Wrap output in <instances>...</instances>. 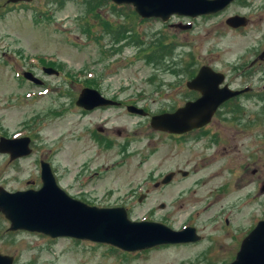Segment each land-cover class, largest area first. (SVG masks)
Here are the masks:
<instances>
[{
    "label": "rangeland",
    "instance_id": "rangeland-1",
    "mask_svg": "<svg viewBox=\"0 0 264 264\" xmlns=\"http://www.w3.org/2000/svg\"><path fill=\"white\" fill-rule=\"evenodd\" d=\"M83 1L89 0H31L14 7L0 0V138L30 134L35 146L19 162L0 153V187L9 192L39 187V161H48L73 197L99 207L123 206L133 221L149 218L175 230L193 219L203 239L123 253L89 241L10 232L0 215V253L14 257V264H225L235 259L236 233L264 216V63L242 109L236 114L224 109L199 137L172 139L153 130L150 117L190 100L184 98L185 83L203 65L226 74L231 87L246 86L248 79L236 74L264 52V0L232 6L222 15H174L167 23L142 22L137 14L131 19V7H120L125 14L108 2L88 13ZM236 14L249 16L243 32L226 24ZM172 22L192 27L176 29ZM100 23L133 31L116 37ZM134 38L142 44L128 42ZM160 38L175 52L148 61L142 50ZM45 67L59 74L46 75ZM25 71H34L45 85L25 80ZM86 87L142 107L149 117L125 107L84 111L75 101ZM179 169L189 176L155 187ZM201 208L207 211L200 215Z\"/></svg>",
    "mask_w": 264,
    "mask_h": 264
},
{
    "label": "water",
    "instance_id": "water-1",
    "mask_svg": "<svg viewBox=\"0 0 264 264\" xmlns=\"http://www.w3.org/2000/svg\"><path fill=\"white\" fill-rule=\"evenodd\" d=\"M31 0H10V2ZM118 5H132L142 18H158L169 21L173 15L196 18L215 14L226 8L234 0H109ZM234 28L246 26L248 19L234 16L228 19ZM192 25L178 24L177 28L190 29ZM264 58V54L260 57ZM47 73H56L53 68ZM26 79L36 83L32 73L24 74ZM225 76L209 66H203L197 76L187 83L190 90L201 96L187 102L174 113H163L152 117L154 130L183 134L208 125L221 104L240 95L244 91H233L225 86L220 88ZM92 88L82 90L77 105L88 110L99 106L118 105ZM129 112L147 115L138 107L129 106ZM30 138L7 139L0 141V152L9 153L11 159L31 154ZM186 174V173H184ZM168 175L164 183H168ZM39 190L9 192L0 187V213L10 221V231L25 230L38 232L52 238L69 237L105 243L124 251L135 252L165 244L193 242L199 239L194 229L175 231L157 222H134L128 218L125 208H99L70 197L57 184L50 164L42 162ZM14 258L0 253V264H13ZM231 264H264V221H262L243 241L237 258Z\"/></svg>",
    "mask_w": 264,
    "mask_h": 264
},
{
    "label": "flooded vegetation",
    "instance_id": "flooded-vegetation-1",
    "mask_svg": "<svg viewBox=\"0 0 264 264\" xmlns=\"http://www.w3.org/2000/svg\"><path fill=\"white\" fill-rule=\"evenodd\" d=\"M248 1L249 0H235L232 4H231V6H229L230 8H228L227 10H225L224 12L222 11L221 13H220V15H222V14H224V13H226L229 9H231V7L233 6H237V5H246V6H249V4H248ZM5 2H6V4H7V6H20V5H23V4H25L26 2H18V3H11V2H9V0H5ZM245 15V14H244ZM247 16V15H246ZM249 17V16H248ZM233 30H235V29H233ZM236 32H238V30H235ZM264 54V52H262V53H258V55H257V57H255V59H253L250 63H249V66L247 67V70L246 69H243L242 70V72H238L236 75L238 76H236V78L238 79V78H240L241 80L242 79H248V81L247 82H244L243 84H246V86H233L232 88H234V89H236V90H239V89H244V88H246V87H250L249 85H252L251 87H250V91L252 90V87L255 85V84H253L254 83V76L253 75H255L254 73H255V71H256V69H258V68H262V64L264 63L263 61H264V58L263 59H259V57H261L262 55ZM260 61H262V62H260ZM264 68V67H263ZM239 71V70H238ZM36 74V73H35ZM36 75H38V74H36ZM227 77V80H226V83L229 85V86H231L233 83L230 81V78L228 77V76H226ZM249 91V93H251ZM252 94V93H251ZM240 98H242V99H244V98H246V97H240ZM240 98L239 99H237V101H240ZM235 101H231V104L233 105V103H234ZM241 102V101H240ZM126 105H128V104H125V103H122L121 104V106L122 107H124V106H126ZM227 106H223L221 109H220V112L221 111H223L224 110V108H226ZM110 108H112V107H109V108H98V109H95V110H93V111H91V112H94V111H96V110H99V109H101V110H108V109H110ZM99 131H103V129L101 128ZM217 135H219L218 133H217ZM169 137L170 138H181V137H184V135L183 136H175V135H169ZM4 155H6L8 158H9V160L10 161H17V162H19V161H21V160H23V159H26L27 157H23V158H18V159H16V160H12L11 159V155L10 154H4ZM40 162V164H41V160L39 161ZM183 172H184V170H181V169H179V170H176V171H172V172H170V173H173L174 175H173V177L170 179V184L173 182V180L175 179V177H178V176H184V177H188L189 176V174L188 175H184L183 174ZM40 187V186H39ZM39 187H35V188H39ZM223 190H221V192H222ZM225 194L227 193V192H229V190H228V187H226V189H225V191H223ZM207 210H205V212H206ZM228 213V210L223 214V217L226 215ZM192 214H194V211L192 212ZM201 215V214H200ZM231 216H232V214H231ZM230 216V217H231ZM230 217L229 218H224V221H225V223H226V225H228V224H230ZM249 230L250 229H244V230H242V231H240V232H238V234L236 233V239H237V241L238 240H240V242H239V248H240V246H241V244H242V242H243V240H244V238H245V236L249 233ZM202 239H203V237H202ZM215 259V258H214ZM234 259H230L228 262H226L225 264H228V263H230V262H232Z\"/></svg>",
    "mask_w": 264,
    "mask_h": 264
},
{
    "label": "trees",
    "instance_id": "trees-1",
    "mask_svg": "<svg viewBox=\"0 0 264 264\" xmlns=\"http://www.w3.org/2000/svg\"><path fill=\"white\" fill-rule=\"evenodd\" d=\"M106 1H102V0H89V1H83V4H85L87 6V11L86 12H90V13H96L93 12L91 10V7L94 6L95 4H97V6L99 7V5L101 4H105ZM116 9H118L119 11H122L123 13L127 14V12H125L126 10L124 8H120L116 5H114ZM125 7V6H122ZM96 16H99L98 14H96ZM131 19L137 17L136 13L134 12V10L132 11V13L130 14ZM142 22L145 21L144 19L141 20ZM101 27H105L108 29H113L112 31L114 32L116 37H119L123 34V36L127 35V34H131V32L133 31V29H128L125 28L123 25H109V26H104L102 23ZM111 30H109V33H113ZM129 38V37H128ZM135 42L129 40L128 42L131 43H139L142 44V40L140 38H134ZM159 40V42H157ZM155 43V46L151 45L148 49H144L142 50V52H144L143 56L148 60V61H154L155 63L158 62V60H165L167 58V55H170V57H172L173 53L175 52L172 47H174L171 44L168 43H164L163 40L160 38L158 39ZM138 44V45H139ZM162 62L156 64L159 65ZM195 73V71H193L191 73V75H193ZM192 95V92L188 91L185 100L189 99L190 96Z\"/></svg>",
    "mask_w": 264,
    "mask_h": 264
}]
</instances>
